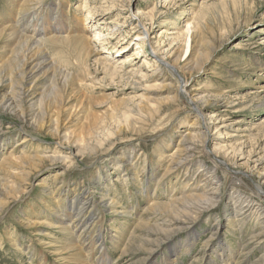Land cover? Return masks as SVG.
Wrapping results in <instances>:
<instances>
[{"label": "rangeland", "instance_id": "obj_1", "mask_svg": "<svg viewBox=\"0 0 264 264\" xmlns=\"http://www.w3.org/2000/svg\"><path fill=\"white\" fill-rule=\"evenodd\" d=\"M39 1L31 4L38 13L31 10L23 20L35 22L36 29L48 15L53 23L55 18L66 20L65 13L74 23L84 2ZM86 1L83 15L90 13L91 21L82 17L85 35L102 34L91 42L94 54L100 55L90 57V80L76 86L64 82L63 74L53 84L50 75L40 77L33 85L34 95L25 99L26 105L36 103L35 112L23 121L10 103L0 105V184L20 191L15 198L17 190L7 195L0 187V194L9 198L0 214V264H73L54 255L69 236V232L49 229L59 222L33 217L42 220L36 227L25 221L36 213L61 215L58 210L66 204L68 208L62 195L67 190L71 199L75 190L81 194L72 202L69 218L79 211L93 217L71 228L75 245H80L76 237L86 223L94 222L91 231L101 236L107 264H264V194L255 187L264 192V0ZM56 3L60 9L55 14ZM9 6V0H0V13H7ZM138 10L143 16L137 15ZM18 16L15 9L13 27ZM187 24L195 30L193 65L200 66L205 52L209 58L190 75L188 71L177 75L167 62L182 52ZM51 36L36 39L42 40L51 59L55 57L58 71L76 73L67 45L47 42ZM203 40L208 44L201 47ZM10 41L13 44L0 42V63L18 46L16 37ZM120 46L125 49L115 53L112 47ZM152 46L159 49L158 56ZM195 53L197 58L192 56ZM100 58L113 66L125 58L131 62L120 69L122 80L111 81L97 64ZM10 61L13 71L0 73V101L10 88L18 93L22 85L29 87L32 79L43 76V70L32 78L28 75L21 85V56ZM162 80L172 89L159 91L156 86ZM178 86L197 91L194 99L202 115L190 99L177 94ZM48 90L53 94L45 95L40 109L39 95ZM176 96L169 104L164 102ZM87 106L97 124L86 135L85 147L62 145L64 133L80 132L83 119L78 109ZM41 113L45 119L51 113L58 116L57 136L48 132L51 127L38 131L31 125L34 115L39 118ZM203 119L208 124L207 142L201 137L180 147V141L198 135ZM25 138L30 141L24 142ZM218 142L221 152L214 150ZM175 148L189 150L172 162ZM9 154L24 164L39 163L32 170L35 173L30 171L31 176L22 181L23 187L13 178L4 180L15 168ZM60 155H68L67 160L56 157ZM86 196L91 198L89 205L82 199ZM178 216L174 226L168 225L167 220ZM45 233L50 237H44ZM55 239L60 243L53 248L45 245ZM97 248L84 264H99L103 255ZM248 252L247 259L240 256Z\"/></svg>", "mask_w": 264, "mask_h": 264}, {"label": "bare ground", "instance_id": "obj_2", "mask_svg": "<svg viewBox=\"0 0 264 264\" xmlns=\"http://www.w3.org/2000/svg\"><path fill=\"white\" fill-rule=\"evenodd\" d=\"M9 2L11 3V6L7 7V13H5V12L0 13V18H2L1 21H3V22L0 21V42L3 41L2 42L3 44L9 43L11 45V44H13V42L10 41L11 37L12 38L16 37L15 43L18 46H15L12 50H10L6 54L7 58L4 61H1L0 73L4 72V73L8 74V72H12L14 69V67H13L14 63H13V61H10L11 57H13L14 59H17L20 56H21V73L24 74L21 85L28 75L30 78H32V76L35 73H39L43 70V74H42L43 76H39L35 79H32L31 80L32 83L29 87L22 85V87L19 88L18 93H14L13 89L10 88L9 93L7 95L3 96L2 101H0V105H6L7 103H10L9 107L16 110V112H19V114H21V120L23 121L26 117L30 116L31 113L35 112L33 110V108L36 105V103L26 105L25 99L27 97H29L30 95H34V86L33 85L38 81V79L40 77L41 78H44V77L47 78L50 75L51 84H53V83H56V79H57L58 75L63 74L64 82L69 81V83L70 82L72 84L74 83L76 86H78V85L82 86V84H86L85 82H88L90 80L89 78L91 77V72H90L88 62L90 60L91 55L94 54L93 49L91 47V42H92V40H96V39L99 40V37H102V34L100 32H97L96 34H94V36L92 38L87 37L85 35L87 28L82 26L85 23V22H83L82 17H84L86 19V22L91 21V19H89L91 17L90 13H87L85 16L83 15V10L85 9V5L87 3L86 0H84L81 8H79L80 13H79V15L75 16L74 23L69 22V19L65 13H63V16H64V19H66V20L61 21V18H60V21L58 22L55 18L53 23L50 21L49 15H48L42 19V23H41L42 26L39 29H36V24H34L35 22H33L32 24L23 23V20H24L26 14H28L31 10H32L34 15L38 13V10H35L34 6H36L38 3H40L39 0H17V1L16 0H9ZM32 3L34 4V6L31 5ZM55 7H56L55 14H56V13H58L57 10H59L60 7H59V5H57V3L55 4ZM15 9H16L19 16L17 17L18 19L16 18V20H15L16 26L13 27V24H10V21L13 19V12L15 11ZM53 11H54V9H51V12H53ZM39 12L41 13V10ZM139 14L143 16V13L138 10L137 15H139ZM61 15L62 14H60V16ZM19 23H20V26H17V24H19ZM47 34H53V36L48 37L47 42H49L51 44H65V45H67V48L69 49V55L71 58L70 66H71V68L78 69L76 73H71L72 72L71 70H66V69H64L65 71H61V70L58 71V68H56V66H54L55 65V59H54L55 57L53 56L51 59L48 52H45L44 47L42 46V44H43L42 40L36 39L37 36H43V35H47ZM57 34H60L61 36L58 37ZM184 37H185V42L183 43V46H182V52L180 53L178 58H176L175 60H173L174 56L169 57L171 59V61H170V59H168V61H170L171 63L167 62V66L170 67L174 73L176 72V74L178 72H180V74H181L182 71H188L189 75H190L192 71L199 70L201 68V66H203L207 62V60L209 58V53L205 52L200 66H194L192 61H191V54H192L194 47H195L193 45V44H195V40H194L195 30L193 28V25L187 24V26L185 28ZM140 39L141 38H139V40ZM207 44L208 43L203 40V42H201L200 46L203 47V46H206ZM137 45H139V43ZM2 47H0V49H2ZM112 48L115 49V53H121L125 49V47H123V46H120L119 48H115V47H112ZM151 48L153 50V54L158 56V50L159 49L157 47L155 49V48H153V46ZM133 52L136 53L137 51L135 50ZM59 53L60 52H58V54ZM98 54L95 53L94 56H99L100 54L99 55ZM57 55H55V56H57ZM138 55H139L138 52H137V54H133V56H135V57H137ZM183 56L185 57V59L182 61V64H181V58ZM192 56H195L197 58L196 53ZM62 61H66V60H62ZM96 61H97L98 65H102V70L104 71V73L106 74L108 79H110L111 81H113L115 79L122 80L123 76H120L122 73V72H120L121 71L120 69H122L123 66H125L131 62V60L129 58H125V59L120 60L117 66L116 65L113 66V65L107 63L108 62L107 60L105 61L101 58L99 60L96 59ZM28 67H30L29 70L27 69ZM67 68L70 69L69 66ZM21 73H19L16 76L17 79L20 78ZM142 79H144L143 76H142ZM91 81H92V79H91ZM156 81L157 82L159 81L158 77H156ZM162 82H164V80L160 81L158 83V86H156V88L160 89L159 91H161L162 89L164 91L168 90V89H172L170 87L171 84H166V83L164 84ZM25 83H27V82H25ZM86 86H88V85H86ZM49 91H50V94H49ZM30 92H33V93H30ZM196 92L197 91H194V90H188L184 86L182 87V89H179V86H178V90H177V94L182 95L183 97L186 96L188 99H190L189 102L195 107L197 114L202 115L200 107L197 105V102H199V101L196 102V100L194 99ZM47 94H49L51 96L53 94V91L48 90L47 92L42 91L40 93L38 101H37V103H39V108L41 106V101H43V99L45 98V95L47 96ZM176 98H177V96L174 98L165 99L164 102L169 104L171 102L170 100H174ZM33 99H36V98H32L31 101H33ZM50 104L51 103L49 102L48 106ZM42 106H44V103ZM48 109H50V108H48ZM52 109L53 108H51L50 110H52ZM50 110H48V112H50ZM72 110H75V108H72ZM37 112L39 113V110H37ZM78 112H80L82 114V119H83V124L81 123V127L79 130L80 132L64 133V135L61 138L62 139V143H61L62 145L63 144L64 145H72L73 144L76 149L78 147H80V148L85 147L86 137H87L86 135H89L97 124L96 123L97 120L94 119V116L92 115L90 106L82 107V108L79 107ZM42 116H43V113L40 114L39 118H37V115H34V117L31 119V125H34L35 129H37L38 131L48 130L47 128L51 127L48 132L49 133L51 132L52 135L57 136V133L59 131L58 116H55L53 113L49 114L47 116L48 118H46V119ZM91 121H93V122H91ZM202 121L203 122L199 123L200 129L198 130L199 131L198 135L191 136V137H188V138L180 141L179 142V144L181 145L180 147L183 148V145H185L187 141L188 142H192L193 140L197 141V140L201 139V137L204 138L203 143L207 142V138L205 136L204 131L208 130V124L206 123V120L203 119ZM125 122L126 123L128 122L127 119ZM50 124H52V125H50ZM213 135H214V133L211 134V136H213ZM29 141L30 140H27L26 138L24 139V142H29ZM213 146H214V150L216 152H221V150H222V148L220 147L221 143H219V142H218V144L215 143V144H213ZM203 148H205V147H203ZM188 150H189V148H184V149L175 148L174 155L172 158V162L179 160V158L182 156V153L184 154ZM14 156H15L14 154H9V157H8V159L11 160L13 166H15L14 171H12V172L9 171L8 175H10V176L6 175L4 177V180H9L10 178L11 179L13 178L14 179L13 183H18V186L23 187L25 184L22 181H25V179H27L31 176V173H29V172L32 171L33 168L37 169L39 166L38 165L39 163H34L32 160H30V161H28V164H24V163H21L20 158H18V161H17V159H14L15 158ZM56 157H58V159L65 161V160H67L68 155H60V156H56ZM33 173H35V172H33ZM6 185H7L6 183L2 184V185L0 184V187H4V192H6L7 195H8L7 191H9V190L16 191L17 190L16 188H14V186L9 185V187H7ZM20 187H17V188H20ZM255 187L259 193L264 194L263 190L261 189V187L259 185H255ZM22 190H24V189L21 188V191ZM19 194H20V191L17 190L15 198H18ZM62 195L64 196V198H67L66 203H68V208H66L67 204L62 206L63 210H58V211H60L61 215H54L55 218H53L52 215L50 217L48 215H45L44 213H40V214L36 213V214H32L30 217L25 218V221L28 222V224H30L32 226L40 227L42 225L40 223L42 220L34 219L33 217H35V218H40V217L51 218L52 220H55L59 223H56L55 225L51 224L50 226H48V227H50L49 229H51V230L58 229L61 233H65V234L67 232H69V236H68L69 239L65 238L64 242L62 241L63 242L62 246H64V248L63 247L60 249L56 248L54 251V255L61 256L62 261L66 262V263L71 262L73 264H84L85 263L84 262L85 257L90 256L93 249H95V247L98 246L97 249L101 250V254L103 255L102 256L103 259H101L99 261V264L109 263V261L107 260V258L105 257V254H104L106 251V248H104V246H103L104 244L100 238L101 236L99 235V232H96L97 234H95L93 236L95 231H91V226L93 225L94 222L93 223L87 222L86 225L82 228V230L78 234V237H76L77 241L80 243L79 246L80 247L84 246L86 248V250H85L86 253H82V251L80 250V247L78 245H75V241H73L74 238H73V236H71V234H73V230L71 228L76 229V227L81 226L83 223H85V221H89V222L92 221L93 217H91L90 214H88L86 216L87 211L83 212V213L79 211L77 214H75L74 217L69 218L70 213L72 211V206H71L72 202L74 201V199L76 200V199L81 198V194L78 190H75L74 191V197L71 199L69 196L70 190H67V191H63ZM0 197H2V199H0V200H2V201H0V214H2L5 207L7 205H9V198L3 197L2 194H0ZM75 197H77V198H75ZM102 197H104V196H102ZM82 199L84 201L86 200L85 201L86 204L89 205V202H90L89 200H91V198H89V196H86L85 198L83 197ZM203 200H205V198H203ZM60 205L61 204H57L58 207H60ZM119 208L123 209L122 207H119ZM192 208L194 209V207H191L189 210H191ZM48 210H50V208ZM51 211H53V210H51ZM122 212L126 216H128V214H129V212L126 210H123ZM178 219H179V216L175 217L173 219L167 220V222H169L168 225L174 226L175 223H177L179 221ZM62 221H65V222H62ZM36 222H39V223H36ZM57 224H59V225L61 224V225L59 226ZM39 235L42 236L43 234L39 233ZM45 236L50 237V235H47V234L44 235V237ZM69 241H72L73 244L68 243ZM57 243H60V242H58L55 239V241L49 240L45 245L47 247L53 248L54 247L53 245L57 244ZM182 248H184V247H182ZM15 249H18V248L15 246ZM180 250H182V249L180 248ZM249 253L250 252L244 253V254H241L240 256L242 258L247 259L248 256L250 255ZM31 257L35 258L37 256L32 254ZM41 262H42V260H41Z\"/></svg>", "mask_w": 264, "mask_h": 264}]
</instances>
